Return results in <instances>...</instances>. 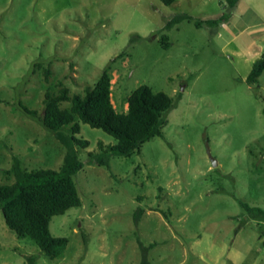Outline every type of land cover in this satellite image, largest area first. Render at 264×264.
Returning <instances> with one entry per match:
<instances>
[{"label": "rangeland", "instance_id": "1", "mask_svg": "<svg viewBox=\"0 0 264 264\" xmlns=\"http://www.w3.org/2000/svg\"><path fill=\"white\" fill-rule=\"evenodd\" d=\"M179 15L226 20L165 29ZM263 54L264 0L232 11L229 0H0L1 185L15 181V157L27 170L62 167L66 146L26 111L42 117L48 92L84 94L110 65L118 113L142 85L175 103L164 137L108 167L89 153L116 140L81 123L82 206L50 223L66 250L50 259L0 210V264H142V246L150 264H264V218L251 210L264 209V72L247 82Z\"/></svg>", "mask_w": 264, "mask_h": 264}, {"label": "trees", "instance_id": "2", "mask_svg": "<svg viewBox=\"0 0 264 264\" xmlns=\"http://www.w3.org/2000/svg\"><path fill=\"white\" fill-rule=\"evenodd\" d=\"M171 5L175 0H162ZM241 0H229L230 10H234ZM226 20L225 16L206 21L195 20L190 15H179L170 20L165 29L170 30L183 21L194 22L199 28L213 27ZM135 38V37H134ZM136 38H141L136 36ZM164 47H169L167 35L162 37ZM108 65L94 87H87L84 94L69 95L63 87L58 94L48 92L44 114L27 111L44 128L52 132L67 148V154L60 170H27L18 157L14 158L10 173L15 181L10 185L0 184V210L7 226L20 238L31 239L50 259L61 257L69 239L52 234L50 223L55 216L65 215L70 209L82 206L74 177L84 168L75 145L87 148L89 141L78 138L81 123L101 129L116 140L113 145L99 143L100 152L89 153V163L108 167L114 156L130 157L141 153L142 147L155 137H164L163 129L168 123V115L175 108L172 97L164 92H155L150 86L142 85L128 98L126 113H118L112 102V74ZM264 72V54L258 60L247 78L249 84H256ZM50 71L46 72V79ZM64 102H70L63 108ZM64 128L70 129L65 133ZM253 216L264 218V209H251ZM145 210L135 213V223L139 225ZM150 248L142 246L143 263L150 264ZM31 264L34 259H30Z\"/></svg>", "mask_w": 264, "mask_h": 264}, {"label": "water", "instance_id": "3", "mask_svg": "<svg viewBox=\"0 0 264 264\" xmlns=\"http://www.w3.org/2000/svg\"><path fill=\"white\" fill-rule=\"evenodd\" d=\"M207 152H208V155H209V157H210V159H211V161H212V163H213V166H214V167H217V166H218V162H217L216 159H214V158L212 157V152H211V149H210V146H209L208 143H207Z\"/></svg>", "mask_w": 264, "mask_h": 264}]
</instances>
